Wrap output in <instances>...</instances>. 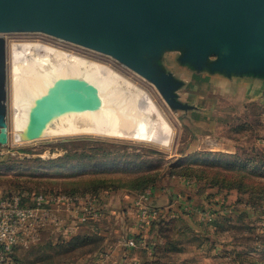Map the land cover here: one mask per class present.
Listing matches in <instances>:
<instances>
[{
	"label": "rangeland",
	"instance_id": "1",
	"mask_svg": "<svg viewBox=\"0 0 264 264\" xmlns=\"http://www.w3.org/2000/svg\"><path fill=\"white\" fill-rule=\"evenodd\" d=\"M1 37L6 43L8 143L0 147V197L78 193L99 200L102 215L97 221L103 220L107 227H117L122 218L118 214L126 211L117 202L123 203L129 212L125 220L135 221V231L118 232L117 238L127 239L129 234L141 237L144 245L135 249L151 252L146 264H264L263 73L212 71L210 67L218 59L216 52L195 63L188 59L187 45L162 47L157 56L145 55V59L157 74L173 78V89H166L165 99L163 90L110 56L43 32L19 30ZM11 40L36 41L82 55L131 80L153 98L168 120L173 131L170 145L98 134L14 143L10 121ZM40 50L42 47L35 46L21 49L19 66L30 64V70L20 68L17 73L21 83H34L40 74L59 67L62 59L55 53L41 67L37 60ZM122 89L128 90L123 84ZM138 99L123 123L139 134L162 133L153 118H146L143 100ZM77 116L86 123L95 122L80 115L58 122L64 125L65 119ZM215 171L227 175L223 179L228 182L210 186L207 181ZM147 174L153 176L154 184L137 192L132 182ZM242 179L247 183L240 185ZM144 192H149L146 204L155 216L140 231L136 204ZM154 193L167 197L166 201L154 206ZM97 221L90 222L91 226ZM75 226V230L80 229ZM84 233L91 235L79 231ZM102 243L75 250L65 235L47 230L35 245L19 249L16 260L18 264H97Z\"/></svg>",
	"mask_w": 264,
	"mask_h": 264
},
{
	"label": "water",
	"instance_id": "2",
	"mask_svg": "<svg viewBox=\"0 0 264 264\" xmlns=\"http://www.w3.org/2000/svg\"><path fill=\"white\" fill-rule=\"evenodd\" d=\"M43 32L110 56L150 80L168 99L171 75L157 74L145 59L162 47L187 45L188 59H218L212 71L264 74V0H0V34ZM0 35V147L8 143L6 43ZM119 101L97 82L66 73L28 103L21 142L45 137L67 115L114 120ZM105 114H109L104 117Z\"/></svg>",
	"mask_w": 264,
	"mask_h": 264
},
{
	"label": "bare ground",
	"instance_id": "3",
	"mask_svg": "<svg viewBox=\"0 0 264 264\" xmlns=\"http://www.w3.org/2000/svg\"><path fill=\"white\" fill-rule=\"evenodd\" d=\"M9 34L10 33L0 35ZM31 46H35L37 48L42 47V50H40L41 52L39 51L37 54V60H39L41 67H44L48 63L51 53L58 54V57H60L62 61L59 62V67L57 69H52L48 73L40 74L36 82L31 84L21 83L17 80V73L20 68H22V66H19V53L23 47L28 48ZM9 64L11 75L10 121L12 139L14 143H23L19 141L18 135L25 124L27 107L31 97L47 83H49L55 75L73 73L82 75L97 82L98 85L106 89L119 101L120 108L116 111V114H114V120L101 118L103 116H85L93 119L95 121L94 124L86 123L77 116L65 119V124L61 125L58 121L66 117L64 116L56 120L47 129L45 137L58 138L98 134L104 136L132 138L158 146L170 145V141L173 136L171 135V132L173 131H171L172 129L170 124L161 109L153 102V98L143 88L136 85L131 80H128L109 66L49 44H43L36 41L15 40H11L9 42ZM26 68L30 70V64H24V68H22V70H26ZM40 70H42V68H40ZM40 70H38V72H40ZM32 78H34V76L30 74V80H32ZM122 84L128 88V90L123 91ZM133 95H135V99H132ZM138 98L143 100L142 102L144 105L142 107V112L146 115V118L147 116L153 118L156 123H158V127L161 129L162 133L147 134L145 132L139 134L135 130L128 129V126L123 123L128 118L127 116L131 106L134 104L135 100H139ZM108 115L109 114H105L104 117H107ZM150 118L148 119L150 120ZM56 124L58 125L54 128L53 126ZM151 125L153 124H150V126Z\"/></svg>",
	"mask_w": 264,
	"mask_h": 264
},
{
	"label": "built area",
	"instance_id": "4",
	"mask_svg": "<svg viewBox=\"0 0 264 264\" xmlns=\"http://www.w3.org/2000/svg\"><path fill=\"white\" fill-rule=\"evenodd\" d=\"M0 197V264H18L19 249L35 245L47 230L71 234L75 225L97 221L101 215L99 200L78 195L43 194ZM149 192L137 200L140 231L148 226L155 213L147 207ZM140 237V235H138ZM141 237L124 239L125 248L142 247Z\"/></svg>",
	"mask_w": 264,
	"mask_h": 264
},
{
	"label": "crops",
	"instance_id": "5",
	"mask_svg": "<svg viewBox=\"0 0 264 264\" xmlns=\"http://www.w3.org/2000/svg\"><path fill=\"white\" fill-rule=\"evenodd\" d=\"M154 195L155 196H153V198L151 199L154 206L157 205L159 206L160 203L166 201V199L164 198L167 197L164 196L159 197V194L156 196V193H154ZM117 206L118 207L120 206L122 208L124 207L126 209L125 212L118 214V217L121 216L122 218L118 221L117 227L115 225L111 226V224H109L107 227L105 226V222H103V220H99L97 221V223H99L98 225L97 223L96 224L94 223L95 225L93 226L91 225L89 227L85 226L77 230H75V227H73L71 234L62 233L61 231L58 233L65 235L67 240H69L70 237L79 234L80 230L89 231V228L92 227L94 229V232L98 233V235L103 241L100 247L101 254H99V257L97 258V264H146V261L151 257L150 256L151 252L148 249L143 251L141 248L138 249L137 251V249L125 248L122 244L124 239L120 237L119 239L117 238L118 232L120 233L126 231L128 233V231L132 232V229L135 231V227H134L135 221H133V219H129V221L126 222L125 220L126 219L125 216L129 214L127 210V206H124L123 203H120V205H118V202H117ZM112 213H115V211H113ZM101 226H103V228H101ZM130 236H132V234H129V236L126 237L129 238ZM116 238L118 239V241H116ZM113 239L115 240L114 244L111 242V240Z\"/></svg>",
	"mask_w": 264,
	"mask_h": 264
},
{
	"label": "trees",
	"instance_id": "6",
	"mask_svg": "<svg viewBox=\"0 0 264 264\" xmlns=\"http://www.w3.org/2000/svg\"><path fill=\"white\" fill-rule=\"evenodd\" d=\"M225 177H228V176L227 175H223L220 172L215 171L209 177V180L207 181V183L210 186H214V187L215 186H219V183H223L224 184V183L228 182V181H224L223 178H225ZM230 178H232V177H230ZM153 182H154L153 176L147 174V175H142V176H139V177L135 178L134 181L132 182V186H133V188H136V190H139L137 192H143V190H145L146 188L151 187L154 184ZM238 183H240V185H242V184L247 183V182L244 179H242V181H239ZM222 187H226V186H222ZM43 194H66V195H71V196L80 195L78 193H70V192H54V193H43ZM90 225L91 224L89 223V224H86V225H79V227L80 228L81 227H85V226L89 227ZM75 228H76V226H75ZM89 233L91 234L90 237L88 235H85L86 233H84V234H76V235L72 236L69 239V245L72 246L71 248L75 249V250H78L80 248H84V246L89 244V243L99 242V241L101 242L102 241V239L100 238L98 233H95L94 229L92 227L89 228ZM58 234H61V233H58ZM134 238L138 239L137 236H135ZM168 252H169V250H168ZM15 260H16V256H15Z\"/></svg>",
	"mask_w": 264,
	"mask_h": 264
}]
</instances>
